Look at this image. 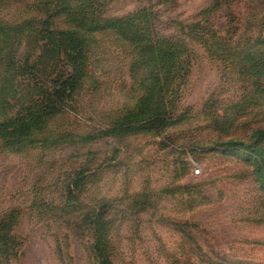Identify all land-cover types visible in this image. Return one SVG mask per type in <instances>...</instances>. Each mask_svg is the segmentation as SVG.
I'll use <instances>...</instances> for the list:
<instances>
[{"label": "rangeland", "instance_id": "374dc122", "mask_svg": "<svg viewBox=\"0 0 264 264\" xmlns=\"http://www.w3.org/2000/svg\"><path fill=\"white\" fill-rule=\"evenodd\" d=\"M55 32L84 74L0 137V264H99L97 227L108 264H264V0H0V124L71 72L17 70Z\"/></svg>", "mask_w": 264, "mask_h": 264}, {"label": "trees", "instance_id": "16d2710c", "mask_svg": "<svg viewBox=\"0 0 264 264\" xmlns=\"http://www.w3.org/2000/svg\"><path fill=\"white\" fill-rule=\"evenodd\" d=\"M56 35L59 40H66L65 42L61 41H52L49 44H43L39 46L40 53L37 58L33 61V65L29 66L30 59H26L17 70H23L28 74V76L32 77V82L35 84L37 88L36 82H43V77L40 79L37 78L38 71H34L38 68L39 62L36 64V61L43 59L46 57L48 53L51 54L52 58L55 59V62L50 64L48 68H58L62 65L61 69H66L68 66H71V72L68 76H60L56 77L53 83L49 82V86L46 89H40L39 94H34L36 98L30 97V102L26 105H29L24 111L27 112L26 116H21L23 111L18 112L15 114V118L10 120L9 123L4 122L0 124V137L3 139L8 140H16L20 141L21 138L19 136H28L30 135L33 129H38L42 126L46 119L51 117L54 114L61 113L64 108L65 104L68 99L73 96V93L78 87L79 81L81 79V75L84 74V64H85V53L82 48V43L80 39L69 35L68 40L66 38V33L63 32H55L53 33ZM46 49L48 51H46ZM36 54H30L29 57H33ZM63 59L60 61L59 57ZM18 62L15 61L13 56H9L0 60V64L6 68H4L8 72H13L16 68ZM34 71V72H32ZM28 72V73H27ZM2 76H0V80ZM36 79V81L34 80ZM52 85V87H51ZM32 88L34 92L37 90ZM1 88V87H0ZM44 90V91H43ZM2 91L0 90V94ZM148 91H145V97L149 96L147 94ZM152 96V92H150ZM1 102V101H0ZM138 113L140 116H143L145 110L143 106L138 105ZM151 120L154 121L152 118ZM122 121V120H121ZM120 121V123H121ZM256 138L260 141L264 142V131H258L256 133ZM9 217V216H8ZM94 244H93V251L99 260V264H108V251H107V241H106V229H101L97 227L94 231ZM0 256L7 253L3 247L6 248L8 244L6 241L0 240ZM7 249V248H6Z\"/></svg>", "mask_w": 264, "mask_h": 264}, {"label": "built area", "instance_id": "2783aa9c", "mask_svg": "<svg viewBox=\"0 0 264 264\" xmlns=\"http://www.w3.org/2000/svg\"><path fill=\"white\" fill-rule=\"evenodd\" d=\"M196 173H198V171H195Z\"/></svg>", "mask_w": 264, "mask_h": 264}]
</instances>
